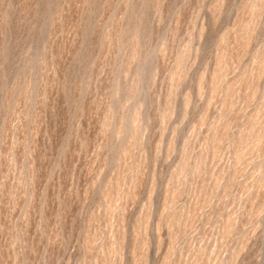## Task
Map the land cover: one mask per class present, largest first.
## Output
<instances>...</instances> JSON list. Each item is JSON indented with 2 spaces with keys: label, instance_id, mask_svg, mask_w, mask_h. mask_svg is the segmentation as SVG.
<instances>
[{
  "label": "rangeland",
  "instance_id": "374dc122",
  "mask_svg": "<svg viewBox=\"0 0 264 264\" xmlns=\"http://www.w3.org/2000/svg\"><path fill=\"white\" fill-rule=\"evenodd\" d=\"M0 264H264V0H0Z\"/></svg>",
  "mask_w": 264,
  "mask_h": 264
}]
</instances>
